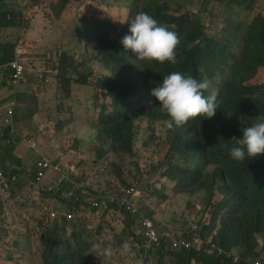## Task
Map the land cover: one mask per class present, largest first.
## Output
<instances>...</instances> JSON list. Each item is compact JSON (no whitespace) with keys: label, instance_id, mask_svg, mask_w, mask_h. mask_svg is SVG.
Instances as JSON below:
<instances>
[{"label":"rangeland","instance_id":"obj_1","mask_svg":"<svg viewBox=\"0 0 264 264\" xmlns=\"http://www.w3.org/2000/svg\"><path fill=\"white\" fill-rule=\"evenodd\" d=\"M25 1L27 4L25 3L24 11H19L22 14L15 15L14 32L18 31L17 43L21 48H26L29 60L37 61L39 67H44L52 63L58 65L65 57L71 58L60 64L56 72L63 65L67 70L63 77L87 73L90 74L91 83L73 84L68 88L66 83L55 82V77H51L46 84L35 80L30 92L22 98L20 112L15 113L14 136L11 140L22 141L28 151L38 146L44 150L46 147L54 148L53 156L48 154V158L61 163L65 179L69 176L74 182H82L90 191V198L95 195H117L125 188L133 186L140 202V215H145L159 230L171 231L177 236L193 234L196 238L194 249L198 250V243L204 239L195 236L194 230L200 229L197 223L201 219H209L212 215L213 208L208 200V192L205 189H197L194 185L187 187L179 179V182L173 180L167 175L170 172L167 169L171 166L175 172L176 167L187 165L190 161L192 165L199 164L204 171L211 172L218 165H204L202 160H184L177 154H168V129L164 121L150 124L145 115L135 119L132 153L119 150L113 139L100 132L103 127L100 124L103 107L100 105L106 107V112L109 113L112 111V99L105 96L101 90L95 89L93 84L98 79L101 80L103 75L110 74V71L101 62V51L104 47L101 46L98 34H94V31L98 30L95 26L88 25L98 23L97 25L103 24L107 31L110 27L116 28L117 31L122 30L128 25L130 7L134 0H45L42 6L40 0ZM146 1L137 0L139 4ZM14 4L18 5L15 1ZM169 11L177 13L176 15L185 13L198 19V22L205 25L206 35L222 47L229 48L230 56L236 53L239 59L244 49L248 25L257 16H264V0H173ZM0 32L3 36L1 40L8 43L11 40L8 36L11 35L10 30ZM5 39L8 42H5ZM237 60L230 62L231 67ZM135 63L138 64L137 61ZM74 68L77 70L73 71ZM214 68L219 70L218 66ZM261 70L259 78L264 81V67ZM219 72L221 71L215 73ZM229 76L230 69L216 80V84H210V88L222 85ZM32 144H36V147ZM164 161L169 164L159 165ZM67 189L71 190L72 186H67L65 190ZM73 192L68 194L67 198H64L65 195L58 197L60 215L72 213L74 217L73 220H67L66 216H61L65 221L56 220L60 226L68 224L66 233L62 235L64 243L59 245V250L54 251L56 260L62 257L60 252L66 254L69 248L72 255L78 254L89 259L88 264H145L146 260L151 264H161L160 255H138L128 243L132 240L129 237L135 236L139 230L135 217L129 219L131 225H127L123 218L120 224H113L109 219L115 212L111 211L95 216L88 214L86 218H89V221L84 219L82 222L75 209L92 210L89 206L91 199L83 198L82 194L72 195ZM34 193L40 195L44 192L41 188L24 192L16 207L26 212L23 224L29 226L30 236L35 237L38 249L42 250V261L39 264H44L45 257L53 259V254L42 239L47 229L56 221L47 220L42 213L36 214L39 203ZM70 195L72 196L69 197ZM217 197L222 196L218 194ZM69 200L76 201L77 204L72 206ZM84 212L82 211V214ZM117 212L118 215H126L121 214V211ZM0 229L2 235L8 234V245L13 247L19 236L16 234V227L3 222ZM11 229L10 235L8 231ZM217 237L210 236L208 241H204L209 242ZM225 241L221 238L218 244L223 252L227 251L226 245L223 244ZM95 244L101 247L93 249ZM125 244L127 249L124 248ZM105 247L114 250L111 257L102 255V249ZM260 249L262 255L258 259L264 261L263 240L260 242ZM163 263L173 264L169 258L163 260Z\"/></svg>","mask_w":264,"mask_h":264},{"label":"trees","instance_id":"obj_2","mask_svg":"<svg viewBox=\"0 0 264 264\" xmlns=\"http://www.w3.org/2000/svg\"><path fill=\"white\" fill-rule=\"evenodd\" d=\"M172 1L147 0L139 4L134 0L130 7L128 25L119 31L114 27L107 31L103 24L97 25L98 23L88 25L95 26L98 30L94 31V34H98L101 46L104 47L101 51V62L110 71V74L103 75L101 80L98 79L93 84L95 89L101 90L105 96L112 99L111 112L107 113V108L100 105L103 107L100 113V124L103 127L100 132L113 139L119 150L132 153L135 119L138 116L145 115L150 124L168 119L160 112L159 101L151 95L152 89L162 83L165 76L171 72H180L200 81L208 79L210 84L214 85L216 80L230 69L229 79L214 88L219 90V107L214 117H197L183 127L167 130L168 154H177L184 160H202L204 165H218L211 172L204 171L199 164L192 165L190 161L187 165L176 167L175 172L171 166L167 169L170 171L167 175L173 180L183 182L187 187L194 185L197 189L207 190L208 200L213 208L212 215L209 219H201L197 223L200 227L198 234L207 241L210 236L218 237L212 239L202 251L172 253L160 247L150 255H160L161 264L168 258L173 264H237L234 257H229L230 254H236L234 250H237L242 257L257 260L262 255L260 242L264 241V155L252 159L246 157L244 161L237 162L231 158L230 150L238 147L232 138L242 139L243 128L264 121V81L259 78L261 68L264 67V16H257L248 25L244 49L238 59L236 53L230 56L229 48L222 47L206 35L205 25L198 22V19L185 13H171L169 7ZM8 12L13 13L11 10ZM8 12L0 15V27L16 25L15 15L20 13H13L14 17L8 18ZM140 12L148 13L158 24L178 34L180 43L176 48L175 65L168 61L163 64L139 61L130 50L125 51L121 40L131 34V21ZM13 48L14 45L10 46V49L7 46L5 51L0 53V65L10 62L13 58ZM68 60L71 58H62L60 64ZM232 60L237 62L231 67ZM32 65L41 69L46 67ZM215 66H218L219 70H216ZM200 68L203 72L198 71ZM75 70L77 69L74 68L73 71ZM216 71L221 72L216 74ZM65 74L67 70L61 65L59 73L52 74L51 77H55V82L66 83L68 88L73 84L91 83L90 74L79 73L76 76L63 77ZM59 75L63 78H58ZM209 94V91L204 92L205 96ZM8 131L0 134L6 153L10 146L15 147ZM168 164L166 161L159 163L161 166ZM162 174L165 175L164 172ZM87 192L91 195L90 191ZM218 194L222 197L218 198ZM85 197L86 195L83 196ZM116 209L119 208L114 204L108 211L115 212L109 221L120 224L123 218L127 225H131L129 214L124 211L121 214L126 215H118ZM67 225L66 223L60 226L56 221L47 229L42 241L49 247L53 259L45 257L44 264L89 263L86 257L69 253V248L66 254L60 252L62 257L56 260L54 251L59 250V245L64 243L62 235L66 233ZM129 238H132L131 242H128L132 250L141 255L142 252H138L133 246L135 241L142 240L141 237L135 233V236L131 235ZM221 238L226 240L223 244L227 247V253H220L218 249ZM207 241H204V244ZM145 264L151 263L146 260Z\"/></svg>","mask_w":264,"mask_h":264},{"label":"crops","instance_id":"obj_3","mask_svg":"<svg viewBox=\"0 0 264 264\" xmlns=\"http://www.w3.org/2000/svg\"><path fill=\"white\" fill-rule=\"evenodd\" d=\"M14 1L18 5L15 6ZM43 2H45V0H40L41 6ZM25 3H26L25 0H0V15L4 14L5 12H8L9 10H11L13 13L16 14L19 11H24ZM8 13H9L8 18L14 17L13 13L11 12ZM19 13L22 14L21 12ZM14 27L15 25L0 27V31L10 30V34H11L8 35L11 40L8 42L7 39H5V42L8 43H4L1 40L3 39V36L2 33L0 32V53H3L7 48V46L10 49V46L14 45L13 58H11L10 62L14 61L16 59V55H19L22 52H23V57H26L29 60V58L26 56L27 53L26 48L24 47L21 48L19 46V43H17L18 31L16 30L14 32L15 29ZM29 62L39 67L37 61L29 60ZM48 67L54 69L55 64L52 63V65ZM10 74H11L10 69L9 67H7V64L1 63L0 65V124H2L1 120L3 116L6 114L7 107L10 105L13 107L15 106L13 108L14 111L13 118L16 119L15 113L20 112V108L23 104L22 98L30 92L31 85L33 86V83H35L36 80L35 77L28 76L26 77L27 78L26 80L22 81L18 86H15L11 82ZM32 80L34 82H32ZM12 103H14V105H12ZM11 127L14 129L13 119L11 125L6 124L3 127H0V134L3 135L4 132H7L9 130L8 131L9 135H12V132L10 131ZM51 140L54 141L53 139ZM14 143H15V147L10 146L8 153H6L4 149V141L0 138V153L2 156V158H0L1 159L0 169L2 170V172L4 171L3 172L4 179L0 184V186L5 191L3 194H0V225L3 222L11 224L13 227H16L17 229L16 234H18L19 236H18V240L16 239V244L13 245L12 247V245L11 246L8 245L9 243L8 234L2 235L0 229V243H1L0 264H39V262L42 261V257L40 256L42 250L38 249L39 246L35 240V237L30 236V233L28 232L29 226L27 227L23 224L25 220L24 215L26 212L22 208H17L16 203L21 199L22 194L24 192L27 191L28 193L29 191H33L34 189L41 188L44 193H41L40 195L34 193L35 195H37L36 200L39 203V209L37 210L36 214L38 213L43 214L45 207L49 208L51 211L60 212L58 205L60 203V201H58L59 196L54 193H48L46 191V187H49L54 183L53 179L55 177V174L53 172H50L46 176V178L43 179L41 182H37L36 180L37 170L35 163L37 162L38 159H41L42 157L48 158L49 156L48 154H51L53 156L55 150L54 148H47V147L44 150L38 146L35 149H33L36 151V153H34L33 150L28 151L26 145L22 143V141L15 140ZM72 179L71 177L69 178L68 176V178L65 179V183L63 184L64 188L62 186L61 189L62 190L61 193H63L66 196V198L67 195L72 193L73 191L75 192V193L73 192V195L79 194L78 191H80L82 195H84V192L89 191L87 188H85L82 182H79L76 179H74L76 180V182H74ZM67 186H72V189L65 190ZM71 196L72 195H70L69 197ZM90 196L91 195L86 194V197L90 198ZM92 200H94V198L90 200L89 206H91ZM69 201L72 202V200ZM75 203L77 204L76 201H73L71 205L74 206ZM78 209L79 208L75 210L78 211L80 221L82 222L84 219H87L86 215L90 214L92 216H95L97 214V212H95L93 209L90 211L89 210L87 211V209H83V210H78ZM82 211H85L84 212L85 214L84 213L82 214ZM43 216H45L47 220L48 219L50 220V216H48L47 214H44ZM87 220L89 221V218ZM57 221H64V220L60 216V218L57 219ZM136 226L139 227V223H137ZM8 232L11 235L12 229L9 230ZM136 234H138V231L136 232Z\"/></svg>","mask_w":264,"mask_h":264},{"label":"clouds","instance_id":"obj_4","mask_svg":"<svg viewBox=\"0 0 264 264\" xmlns=\"http://www.w3.org/2000/svg\"><path fill=\"white\" fill-rule=\"evenodd\" d=\"M129 31L131 34L126 35L121 40V43L123 44L125 51L127 52L130 50L131 54L139 61H155L159 64H163L168 61L173 65L177 63L176 48L180 43V39L175 31H171L166 26L158 24V22L146 12H140L135 16V18L131 21ZM29 64L31 63L29 62ZM8 65L9 63H7V67H9ZM59 65L60 63L58 66ZM56 66L57 65L55 64V67ZM47 67L48 66L46 65V68ZM39 69L42 71L41 68ZM198 71L203 72V69L200 68ZM51 75L52 73L48 74L50 78L49 81L51 80ZM205 91H209L210 94L205 96ZM151 95L159 101L160 112L168 117V119L164 121L167 129L183 127L190 120H194L197 117L211 119L215 116L219 107L217 99L219 90H210V81L208 79L200 81L191 75L186 76L180 72H171L165 76L162 83L152 89ZM0 127L3 126L0 124ZM242 131V139L237 140L235 137L232 138L238 147H233L230 150L231 158L240 162L244 161L246 157L252 159L254 157L264 155V121L245 127ZM128 188L134 187L130 186L125 189ZM59 192H61V190ZM58 193L54 194L58 195ZM61 195L64 194L62 193ZM61 195L58 196L60 197ZM43 214L46 213L43 212ZM129 216L132 219L130 214ZM57 219H59V217ZM57 219L50 217V220L56 221ZM194 231L197 232H195V236L197 235L199 238L198 229ZM184 236L195 244V237L192 236L191 238V236ZM210 242L211 241L204 244V241L201 239L200 243H198L199 247L197 251H202L206 245H209ZM100 247L101 246L99 244L93 245V249H99ZM124 248L127 249V244L124 245ZM191 250L196 249L193 248ZM227 252L228 250L226 253ZM113 254L114 250L111 247H105L102 249V255L105 257H111Z\"/></svg>","mask_w":264,"mask_h":264},{"label":"built area","instance_id":"obj_5","mask_svg":"<svg viewBox=\"0 0 264 264\" xmlns=\"http://www.w3.org/2000/svg\"><path fill=\"white\" fill-rule=\"evenodd\" d=\"M57 65V64H56ZM11 70V82L13 85L18 86L22 81L26 80L28 76L33 75L37 82H48L49 76L48 74H58L56 69L58 65L53 68H43L42 71L40 69L34 67L32 64H29L28 59L23 57V52L19 55H16V59L9 63L8 65ZM14 105V103H12ZM13 106H8L6 110V114L3 116L1 120V125L4 126L6 124L11 125L12 119L14 117ZM12 135L14 129L11 127ZM35 148L36 144H32ZM36 180L37 182H41L46 176L53 172L55 177L53 179L54 183L46 188L48 193H58L63 186L64 176L62 173V166L60 162H54L53 160L42 157L37 160L36 164ZM4 179V174L0 169V184ZM5 191L0 186V194H3ZM88 194V192H84V195ZM73 195V194H72ZM90 195V194H88ZM92 197L94 200L91 201V209H93L97 214L108 212L114 204L118 206V210L122 212H127L132 217L137 219L139 223L138 236L141 237V241L137 240L134 242L133 246L138 252L145 253L146 255H150V253L157 251L158 248L163 247V249L167 252H180V251H188L194 248V242L185 236H177L171 231H160L154 223L146 218V216H142L139 214V199L136 198V190L135 188H128L121 191V193L117 195L111 196H97ZM90 198V199H92ZM44 212L49 215L51 218H57L61 212L59 211H51L49 208H44ZM62 216H66V219L72 220L73 215L63 214ZM1 244V243H0ZM215 247V246H214ZM216 248V247H215ZM219 249V248H218ZM220 253H226L219 249ZM141 253V254H142ZM229 257H234V262L237 264H264L261 260H250L248 257H242L239 254H230Z\"/></svg>","mask_w":264,"mask_h":264}]
</instances>
